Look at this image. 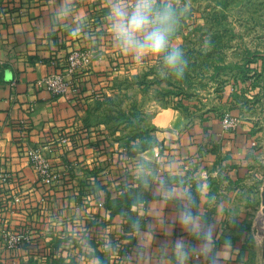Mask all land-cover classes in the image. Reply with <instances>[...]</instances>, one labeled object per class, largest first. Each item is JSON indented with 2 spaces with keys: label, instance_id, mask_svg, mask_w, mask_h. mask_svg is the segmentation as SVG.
Masks as SVG:
<instances>
[{
  "label": "crops",
  "instance_id": "1",
  "mask_svg": "<svg viewBox=\"0 0 264 264\" xmlns=\"http://www.w3.org/2000/svg\"><path fill=\"white\" fill-rule=\"evenodd\" d=\"M174 2L173 42L184 51L196 38L212 66L197 83L186 68L162 76L154 57L138 64L122 53L112 0H0V264H176L178 238L200 244L177 221L182 193L214 232L210 258L188 264H263L252 223L264 193V55L246 76L218 70L220 3ZM81 45L92 60L75 92L36 84ZM224 112L238 117L233 128ZM26 144L59 174L52 184L39 182ZM122 192L138 203L110 214L103 203ZM24 230L29 243L6 245L8 231Z\"/></svg>",
  "mask_w": 264,
  "mask_h": 264
},
{
  "label": "clouds",
  "instance_id": "2",
  "mask_svg": "<svg viewBox=\"0 0 264 264\" xmlns=\"http://www.w3.org/2000/svg\"><path fill=\"white\" fill-rule=\"evenodd\" d=\"M113 39L135 63H143L154 57L160 74H171L177 79L184 75L187 65L183 49L173 42L177 31V15L174 0H112L108 14ZM168 198L175 194L164 188ZM187 203L180 209L177 221L184 232L200 241L193 247L183 238L174 243L176 264H188L192 255L211 256L213 229L205 227L193 211L195 201L190 193H182ZM212 264H217L215 260Z\"/></svg>",
  "mask_w": 264,
  "mask_h": 264
},
{
  "label": "rangeland",
  "instance_id": "3",
  "mask_svg": "<svg viewBox=\"0 0 264 264\" xmlns=\"http://www.w3.org/2000/svg\"><path fill=\"white\" fill-rule=\"evenodd\" d=\"M219 3L223 8L221 13L229 10L230 15L222 18L224 28L218 29V52L221 53L218 54V65L223 66V71L236 70L242 64L240 59L246 49L264 54V0H218ZM197 41L193 39L191 47L184 49L187 75L192 82L204 68L208 71L212 67L208 62H201L204 46L198 45Z\"/></svg>",
  "mask_w": 264,
  "mask_h": 264
},
{
  "label": "built area",
  "instance_id": "4",
  "mask_svg": "<svg viewBox=\"0 0 264 264\" xmlns=\"http://www.w3.org/2000/svg\"><path fill=\"white\" fill-rule=\"evenodd\" d=\"M264 55V54H263ZM92 60V51L87 47L74 49L67 53L65 66L61 70L51 71L36 80L39 87H43L52 95H61L68 92H75L77 87L75 79L80 70L89 66ZM263 75H264V71ZM264 91V88H263ZM257 106L259 119L264 122V94L262 105ZM222 126L225 129L233 128L238 122V117L228 112H224L221 117ZM24 124L23 121H21ZM27 162L33 168L41 184L49 185L58 179L59 174L51 168L48 158L42 153L38 146L26 144L23 149ZM7 175L3 174L1 179L4 180ZM16 196L14 200H18ZM254 233L260 239H264V204L261 203L252 223ZM30 236L27 230L8 231L5 237V243L8 247L18 248L24 243H29Z\"/></svg>",
  "mask_w": 264,
  "mask_h": 264
},
{
  "label": "trees",
  "instance_id": "5",
  "mask_svg": "<svg viewBox=\"0 0 264 264\" xmlns=\"http://www.w3.org/2000/svg\"><path fill=\"white\" fill-rule=\"evenodd\" d=\"M222 18H225V14L218 13V22H221ZM222 29H220L219 31H221ZM95 32L96 33H101L103 31L100 28L98 30H95ZM219 45H222V44L219 43ZM84 46L85 45H81V46H79L77 48H73L71 50L81 49ZM257 58H262V53H259V52L258 53L257 52H250L249 50L246 49V52L242 56V59H241L242 60L241 61L242 64L239 65L237 67V69H236L237 72L238 73H241L244 76H246L245 75L246 73L251 72L252 69H254L253 66H252V64L255 62V60ZM55 62L57 63V61H55ZM64 63H63V66L62 67L65 66ZM59 67H61V64H60ZM222 69H223V66L218 65V70H222ZM137 201L138 200H136V199L129 198V196L127 195V193L122 192V193H120L117 196L109 197L108 201H106V203L105 202L103 203L104 204L103 206L106 207V209L109 211L110 214H113V213H117V212L121 211L124 208L127 209V210H129V208H130L131 205H133V204L135 205V204L138 203ZM90 243L97 249V251H99L98 246L101 244L100 242L91 240ZM113 264H117V263H113Z\"/></svg>",
  "mask_w": 264,
  "mask_h": 264
},
{
  "label": "water",
  "instance_id": "6",
  "mask_svg": "<svg viewBox=\"0 0 264 264\" xmlns=\"http://www.w3.org/2000/svg\"><path fill=\"white\" fill-rule=\"evenodd\" d=\"M263 71H264V66H263ZM262 197H263L262 203L264 204V193L262 194ZM261 253H262L263 264H264V239H263V242H262V251H261Z\"/></svg>",
  "mask_w": 264,
  "mask_h": 264
}]
</instances>
